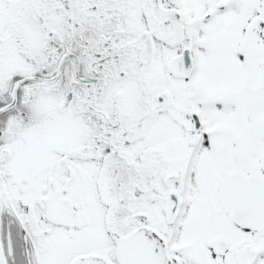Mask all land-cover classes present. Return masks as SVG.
<instances>
[{
    "label": "snow or ice",
    "instance_id": "1",
    "mask_svg": "<svg viewBox=\"0 0 264 264\" xmlns=\"http://www.w3.org/2000/svg\"><path fill=\"white\" fill-rule=\"evenodd\" d=\"M0 264H264V0H0Z\"/></svg>",
    "mask_w": 264,
    "mask_h": 264
}]
</instances>
